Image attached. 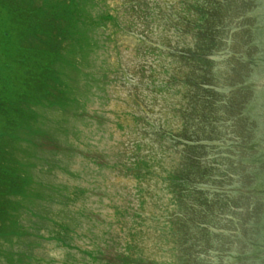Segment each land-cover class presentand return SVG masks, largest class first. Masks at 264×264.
Instances as JSON below:
<instances>
[{"label":"water","instance_id":"95a60500","mask_svg":"<svg viewBox=\"0 0 264 264\" xmlns=\"http://www.w3.org/2000/svg\"><path fill=\"white\" fill-rule=\"evenodd\" d=\"M105 3L112 96L142 132L106 164L132 186L113 264H264V0Z\"/></svg>","mask_w":264,"mask_h":264},{"label":"rangeland","instance_id":"374dc122","mask_svg":"<svg viewBox=\"0 0 264 264\" xmlns=\"http://www.w3.org/2000/svg\"><path fill=\"white\" fill-rule=\"evenodd\" d=\"M61 1L74 3L68 14L77 19L78 36L66 69L60 65L74 90L56 105L36 91L42 68L55 56L20 42L0 0V183L11 159L25 178L23 190L5 197L11 218L0 223V264H113L114 223L132 203L131 184L106 167L134 158L142 142L112 96L110 74L120 57L116 30L105 0ZM18 47L31 58L15 52ZM22 94L37 101L27 105L33 128L9 109L20 105ZM13 143L18 147L9 159ZM55 230L64 234L61 241L51 238Z\"/></svg>","mask_w":264,"mask_h":264},{"label":"trees","instance_id":"16d2710c","mask_svg":"<svg viewBox=\"0 0 264 264\" xmlns=\"http://www.w3.org/2000/svg\"><path fill=\"white\" fill-rule=\"evenodd\" d=\"M36 1H39L40 4L39 2ZM36 1L35 0H3V2L7 3V8L11 13V18L17 26L19 38L21 39L20 42L22 44L23 43L25 44L24 41H26L27 46L30 47L32 50L51 51L52 56H55L47 64L48 65L47 67L42 68V71H44V73H42V77L39 80H37L39 82L37 83L36 91L39 93H44V99L46 100V102L53 104L57 103L56 105H60L64 103V97L67 94L69 95V93L74 90V88L68 85V82L66 84L64 81L66 77V73H64V75L60 73V70L62 68L60 67V65H62L63 68H65V62H66L65 58H68V55L71 52L70 48L74 47L73 42L76 36H78V33L76 34L75 31L77 25V19L76 17L69 16L68 14L71 11L75 12L73 9L74 3H71L69 5L66 3V1L63 2L61 0H43L42 3L41 0H36ZM203 40L205 41V39ZM71 44L73 45L71 46ZM185 45L186 44H184L182 47H187V45L186 46ZM9 46L10 45L7 44V49L11 52L13 50V47L10 49ZM68 48L69 50H67ZM14 50L15 52L16 51L17 52L20 51L21 53L24 52V50H22L21 47H18ZM23 55L27 58H31V56H28L25 53H23ZM196 58H198L200 61L209 60L204 56H202V54L200 55L196 54ZM63 71L65 70L63 69ZM32 99L33 98H30L22 94V96L20 97V101L17 102V104L20 105L18 106L9 105V109L13 112L20 114L23 120H26L27 126L31 128H33L32 119L34 120V118H33V113L30 111V109H28L27 105H30L31 103L36 101L35 99L34 100ZM35 103H37V101ZM23 104H26V107H24ZM17 147L18 146L16 145V143H13L12 146H9V149L5 152V155L7 156V153L9 151L8 155L13 156L17 151ZM5 148H7L6 144H5ZM19 149L21 148L19 147ZM29 152H31V150ZM11 160L13 162L11 161L10 164L6 165L8 169L7 170L8 174L2 175L1 178L2 182L0 183V190H1L0 191V223L3 222V224L4 221L8 222L9 219L11 218V215L8 210H9V205L12 203L11 201L6 202L5 197L11 196L14 193V190H23V187H25L24 186L25 178L23 176L24 171L18 168V166H16V163L18 162L14 161L13 159ZM134 161L138 164L139 162H143L144 160L141 156L135 158ZM177 201H180L179 198H177ZM182 204H183L182 202H178L179 206L185 207ZM41 208L45 209L44 207ZM60 211L62 210H59V212ZM179 219L180 216H176L175 222L177 224L178 222H181ZM183 222H185V219L183 220ZM179 225L177 226L182 228V223ZM58 227L61 228L63 226L58 225ZM57 231L58 230L52 232L53 234L51 235V238L61 241L60 239H63L64 234H59V232ZM137 234L138 232L136 231L135 235ZM126 244L129 245L130 247L134 246L135 248H137L138 246V242L133 240L126 242ZM115 254L121 257H125L124 252L115 251ZM127 257L129 256L127 255ZM137 259L144 260L145 262V259L140 256H137ZM137 259L136 262H138ZM181 259L182 258H179V260ZM183 259L186 262L187 258L185 257ZM183 259L178 263L179 264L184 263L182 262Z\"/></svg>","mask_w":264,"mask_h":264}]
</instances>
